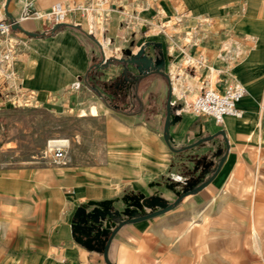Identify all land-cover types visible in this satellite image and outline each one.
Here are the masks:
<instances>
[{
    "label": "crops",
    "instance_id": "crops-1",
    "mask_svg": "<svg viewBox=\"0 0 264 264\" xmlns=\"http://www.w3.org/2000/svg\"><path fill=\"white\" fill-rule=\"evenodd\" d=\"M70 1L82 0H0V18L18 16L27 3L45 12L54 2ZM183 7L194 20H210L188 53H210L207 76L219 74L215 89L222 90L230 78L246 87L238 105L241 118L228 116L216 124L187 111L181 102L186 77L175 85L174 71L159 67L170 58V47L146 38L136 20L122 23L116 11L102 27L79 11L54 29L33 19L19 23L16 32L24 42L13 61L15 81L34 91L36 107L86 123L64 134L70 146L59 169L20 164L13 157L16 142L0 140V264H212L215 214L229 218L219 227L246 228L256 206L233 200L243 194L229 185L257 161L264 163V0H161L138 17ZM231 33L254 43L245 50ZM100 44L116 59L98 67ZM226 67L230 77L222 73ZM10 84L0 79L2 113L13 111L2 97ZM151 196L163 205L136 202ZM167 205L172 207L163 210ZM230 213H238V221L225 216ZM184 228L194 245L190 252L183 251ZM251 235L256 244L261 241L262 252H246L242 239L239 251L225 252L223 238L217 259L262 264L264 240L255 221ZM76 236L91 238L92 247ZM199 244L206 245L205 252L195 251Z\"/></svg>",
    "mask_w": 264,
    "mask_h": 264
},
{
    "label": "rangeland",
    "instance_id": "rangeland-1",
    "mask_svg": "<svg viewBox=\"0 0 264 264\" xmlns=\"http://www.w3.org/2000/svg\"><path fill=\"white\" fill-rule=\"evenodd\" d=\"M138 1L140 0L122 1L124 10L128 12L127 9H129V4L137 3L131 8V11L133 10L135 15L139 16V13L143 11L148 4L152 7V3L159 2L161 0H152L150 3L145 4L143 8L138 5ZM248 11L249 10L246 12ZM209 22L210 20H207V17L204 16L194 20L191 13L184 7L180 8L179 11H173L171 13L170 11L164 12L162 8H158L153 16L149 18H142L140 16L138 20L135 21V23H137V27L143 26L146 28V38L162 41L165 40V43L168 46L166 48L169 50L170 47V58H168L166 64L159 62V65H161L159 67H163L164 71L165 69L167 71H174L175 76L178 78L174 82L175 85L181 83L183 81L182 78L186 77V80L188 81L187 83H190V87L187 86V83L185 84L184 88H186L187 91L183 94L181 102L184 103V108L187 109H189V105L192 100L199 94V87L201 86V82L204 78L209 80V84H212L213 88H216L219 83V74L217 72L212 73L215 76H207L209 72L206 67L207 62L200 67L198 71L185 67V63L183 62L184 53H188L189 50L191 51L192 41L199 39L201 35L200 28L208 25ZM229 38L234 42H239L245 50H248L254 43L252 39L247 37L238 39L239 36H235L232 33L229 35ZM135 51L137 50L135 49ZM201 55L205 58L207 56L208 60L210 53H205L199 50L198 53L193 56L196 57ZM131 57L136 58L138 55H131ZM227 69V67L223 68L222 73L229 76L226 72ZM97 74L100 75L102 73L98 72ZM197 74L199 76H197ZM192 76L194 79L191 78ZM168 77V85L170 92L173 95L171 90L173 86V78L171 77V74ZM197 80L198 82H196ZM230 80L234 79L230 78ZM228 83H226V85ZM85 123L86 122L84 120L81 121L76 116H68L61 112L50 111L42 107L13 108V111L8 113H2L0 111V140L2 139L5 142H16V145H13V157L16 161L20 162V164L26 166H38L40 168L51 167L59 169L61 166L53 164L49 153L47 152V141L56 138H67L64 135L65 133L71 132L80 124ZM252 169L250 173L244 176L241 174V178L239 180L234 179V181H237L235 183H237L238 186H234V181H232L230 182L229 188H235L236 191L239 190L243 194L240 198L237 196L233 198V200L236 202L241 200V202L246 203L248 206L255 205L256 212L254 214H248L246 228L243 229H239L237 226L234 228H223L221 225L219 227L218 222L225 220L229 221V218H224L223 214L220 213L215 214L216 226L211 229V236L214 239V244L212 247L209 246L211 251H214L216 254V260L211 262L212 264H229L228 261L217 259L222 258L221 254L224 251V246L222 245L223 238L227 241L225 252L239 251V239L246 242V245H242V248H245L246 252H262L261 241L256 244L253 240L251 235V225L255 221L258 236L260 239L264 240V163L257 161ZM59 199V196L55 197L56 208L59 206L58 204H60ZM139 199H141V197H136V202H139ZM62 206L63 211H65L67 203L64 199L62 200ZM226 215H230L232 222L238 221V213L225 214V216ZM233 217L234 219L236 218V220H234ZM202 235L203 234H199L200 238ZM183 238V251L190 252L194 245L191 244L190 233L189 231H186L185 228ZM230 240L232 242L231 246L229 245ZM233 240L236 243V246L233 243ZM255 245L258 246V249H255ZM195 247H198L195 248V251H198L199 253L205 252L206 250V245L199 244L198 246L195 245ZM230 263L233 264L240 262L231 261ZM247 263L253 264L254 262ZM262 264H264V261Z\"/></svg>",
    "mask_w": 264,
    "mask_h": 264
},
{
    "label": "built area",
    "instance_id": "built-area-1",
    "mask_svg": "<svg viewBox=\"0 0 264 264\" xmlns=\"http://www.w3.org/2000/svg\"><path fill=\"white\" fill-rule=\"evenodd\" d=\"M124 0H82L80 2H54L45 12L35 10L30 3L22 7L20 14L16 17L0 18V79L6 82L11 81L9 91L3 94V101L10 104L13 108L36 107L38 101L34 91L24 89L19 82H16V73L13 69V61L18 52V48L24 42L22 36L17 33L19 23L26 19L38 20L43 23L46 29H54L65 24L70 12L79 11L83 13L88 22L93 25L103 26L111 18V13H119L121 22L127 24V18L138 20L134 11L128 14L122 4ZM152 0H140L138 5L143 8L145 4ZM137 4V3H136ZM134 21L130 25H134ZM101 45L103 61L98 67L105 65L115 56H106L104 46ZM185 67L196 70L205 63L204 56L194 57L185 52L183 55ZM211 72V69L208 68ZM209 80H205L200 88L199 94L189 105L190 112L195 116H208L216 124H223L225 117L238 118L243 111L238 107L239 100L247 93L245 86L236 81L230 80L222 89L218 90L210 86ZM68 138H56L47 141L46 148L51 161L55 165L65 162L69 149ZM139 204H143L144 198L141 197Z\"/></svg>",
    "mask_w": 264,
    "mask_h": 264
},
{
    "label": "water",
    "instance_id": "water-1",
    "mask_svg": "<svg viewBox=\"0 0 264 264\" xmlns=\"http://www.w3.org/2000/svg\"><path fill=\"white\" fill-rule=\"evenodd\" d=\"M17 27L18 26H14V28H17ZM142 198H144V197H142ZM137 204H139V203H137ZM143 204L144 205H149V206H153V205L162 206L163 205V203L161 201V198L158 197V196H151V197H148V198H144V203ZM139 205H141V204H139ZM171 207H172L171 205L164 206L163 210H168ZM75 239H76V241L84 244L87 247H92V239L91 238H87L86 240H83L80 236H76Z\"/></svg>",
    "mask_w": 264,
    "mask_h": 264
},
{
    "label": "bare ground",
    "instance_id": "bare-ground-1",
    "mask_svg": "<svg viewBox=\"0 0 264 264\" xmlns=\"http://www.w3.org/2000/svg\"><path fill=\"white\" fill-rule=\"evenodd\" d=\"M99 30H100V29H99ZM98 38H99V37H98ZM99 39H100V38H99ZM232 54H233V53H232ZM106 56H107V57L109 56V51H106ZM209 69H210V68H209ZM211 76H212V75H211ZM173 78H174V77H173ZM198 78H199V77H198ZM210 86L213 87L212 84H211ZM217 88H218V87H217ZM245 88H246V87H245ZM246 90H247V89H246ZM172 92H173V88H172ZM178 94H179V93H177L176 95L178 96ZM244 96H245V95H244ZM244 96H243V97H244ZM243 97H242V98H243ZM242 98H241V99H242ZM241 99H240V100H241ZM240 100H239V102H240ZM239 102H238V105H239ZM186 110L190 112L189 109L186 108ZM92 112L94 113V112H95V109H92ZM242 115H243V113H242ZM242 115H241L240 117H238V118H241ZM68 141H69V139H68ZM69 144H70V141H69ZM253 235H254V233H253ZM255 235H256V234H255ZM257 237H258V236H257Z\"/></svg>",
    "mask_w": 264,
    "mask_h": 264
}]
</instances>
